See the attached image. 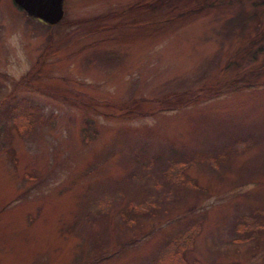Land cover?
Segmentation results:
<instances>
[{"label":"rangeland","instance_id":"1","mask_svg":"<svg viewBox=\"0 0 264 264\" xmlns=\"http://www.w3.org/2000/svg\"><path fill=\"white\" fill-rule=\"evenodd\" d=\"M0 0V264H264V0Z\"/></svg>","mask_w":264,"mask_h":264},{"label":"water","instance_id":"2","mask_svg":"<svg viewBox=\"0 0 264 264\" xmlns=\"http://www.w3.org/2000/svg\"><path fill=\"white\" fill-rule=\"evenodd\" d=\"M28 16L54 24L62 16V0H13Z\"/></svg>","mask_w":264,"mask_h":264},{"label":"trees","instance_id":"3","mask_svg":"<svg viewBox=\"0 0 264 264\" xmlns=\"http://www.w3.org/2000/svg\"><path fill=\"white\" fill-rule=\"evenodd\" d=\"M263 10H264V8H263ZM59 22V21H58ZM58 22H56L55 24H57Z\"/></svg>","mask_w":264,"mask_h":264}]
</instances>
